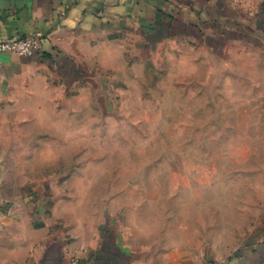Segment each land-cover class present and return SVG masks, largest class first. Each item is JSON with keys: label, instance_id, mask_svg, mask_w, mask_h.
I'll return each mask as SVG.
<instances>
[{"label": "rangeland", "instance_id": "rangeland-1", "mask_svg": "<svg viewBox=\"0 0 264 264\" xmlns=\"http://www.w3.org/2000/svg\"><path fill=\"white\" fill-rule=\"evenodd\" d=\"M163 39L86 54L45 121L1 110L0 181L46 185L63 229L112 219L152 263L223 261L264 227L263 76L253 54Z\"/></svg>", "mask_w": 264, "mask_h": 264}, {"label": "crops", "instance_id": "crops-1", "mask_svg": "<svg viewBox=\"0 0 264 264\" xmlns=\"http://www.w3.org/2000/svg\"><path fill=\"white\" fill-rule=\"evenodd\" d=\"M251 1L0 0V39H39L31 56L0 51V115L8 109L27 116L23 122L45 121L56 103L53 92L84 76L86 54L138 36L146 44L170 36L202 42L210 54H253L256 76H263L254 85L264 89V0ZM249 8L257 12L251 16ZM5 183L0 181V264H155L134 250L112 219L93 228L77 220L74 229H63L56 219L67 216L47 208L46 185L44 194H25L17 183L11 194ZM203 264H264V227L225 260Z\"/></svg>", "mask_w": 264, "mask_h": 264}, {"label": "built area", "instance_id": "built-area-1", "mask_svg": "<svg viewBox=\"0 0 264 264\" xmlns=\"http://www.w3.org/2000/svg\"><path fill=\"white\" fill-rule=\"evenodd\" d=\"M39 47V39L36 35L15 36L7 39H0V51L9 52L20 57L33 55ZM33 264H39L34 262ZM70 264H78L73 259Z\"/></svg>", "mask_w": 264, "mask_h": 264}]
</instances>
